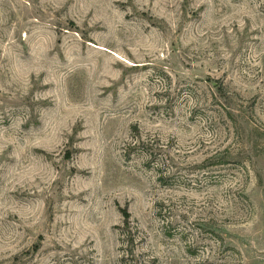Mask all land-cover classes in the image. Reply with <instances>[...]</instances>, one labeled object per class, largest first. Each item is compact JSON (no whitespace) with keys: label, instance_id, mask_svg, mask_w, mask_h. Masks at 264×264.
Returning a JSON list of instances; mask_svg holds the SVG:
<instances>
[{"label":"rangeland","instance_id":"1","mask_svg":"<svg viewBox=\"0 0 264 264\" xmlns=\"http://www.w3.org/2000/svg\"><path fill=\"white\" fill-rule=\"evenodd\" d=\"M0 264H264V0H0Z\"/></svg>","mask_w":264,"mask_h":264},{"label":"trees","instance_id":"2","mask_svg":"<svg viewBox=\"0 0 264 264\" xmlns=\"http://www.w3.org/2000/svg\"><path fill=\"white\" fill-rule=\"evenodd\" d=\"M120 212H121L125 222H127L130 219V214L125 209H121Z\"/></svg>","mask_w":264,"mask_h":264}]
</instances>
